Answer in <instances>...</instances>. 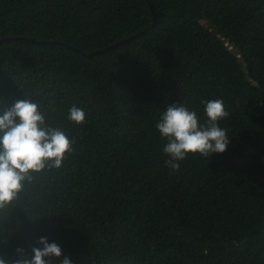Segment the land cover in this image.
Listing matches in <instances>:
<instances>
[{"label": "trees", "instance_id": "obj_1", "mask_svg": "<svg viewBox=\"0 0 264 264\" xmlns=\"http://www.w3.org/2000/svg\"><path fill=\"white\" fill-rule=\"evenodd\" d=\"M150 1L154 25L147 0H0V39L23 37L0 42V99L27 92L76 141L0 221L18 229L0 253L46 236L73 264H264V0ZM217 98L229 148L172 173L160 111L203 120ZM73 104L85 124L65 119Z\"/></svg>", "mask_w": 264, "mask_h": 264}, {"label": "clouds", "instance_id": "obj_2", "mask_svg": "<svg viewBox=\"0 0 264 264\" xmlns=\"http://www.w3.org/2000/svg\"><path fill=\"white\" fill-rule=\"evenodd\" d=\"M201 103L203 120L196 110L182 102L166 105L156 119L154 127L165 141L162 152L169 157L164 163L172 173L180 170V162L189 154L209 160L213 154H222L230 146L231 137L221 126V122L230 117L224 100L217 98ZM5 104L0 99V221H6L7 214L21 206L24 194L38 176L64 167L76 143L27 92H20L18 98L12 97L10 106ZM86 115L82 107L73 104L65 119L79 126L87 122ZM27 215L34 220L42 214ZM17 231V228L0 227V244H6L9 236ZM13 256L9 258L0 253V264H73L70 254L46 236H40L30 251L16 246Z\"/></svg>", "mask_w": 264, "mask_h": 264}, {"label": "water", "instance_id": "obj_3", "mask_svg": "<svg viewBox=\"0 0 264 264\" xmlns=\"http://www.w3.org/2000/svg\"><path fill=\"white\" fill-rule=\"evenodd\" d=\"M147 3H148V5H149V7H150V9H151V13H152V22H151V25H154L158 20H160V17L162 16L163 13H162L161 11L155 10V8L153 7V4L151 3L150 0H147ZM199 23H200V24H203L204 27H205L206 29H208L212 34L216 35L218 38H221V36L218 35L217 30L214 29V28H212L211 25H210V23H208L205 19H200V20H199ZM140 33H141V31H138V32H137V34H140ZM22 38H23V37H10V38H7V37H6V38H2V39H0V42L3 41V40H4V41H8V40H10V39L14 40V39H22ZM25 39H27V40H31V41H34L33 39H30V38H25ZM124 41H125V39H124V40H121V41L118 42V43H115V44H113V45H110V46H108V47H106V48L96 50V51H94V52H92V53H90V54H88V55L91 56V55H93V54H98V53H100V52H103V51L106 50V49L113 48V47L119 45L120 43H122V42H124ZM37 42L40 43V44H51V45L58 44V45H65V44L62 43V42H56V41H50V42H48V41H37ZM224 43H225V44L228 43V39L224 40ZM230 44L233 46V48L230 50V52L233 53V54L237 53V52H238V48L234 46V42H231ZM242 60H243V58H240V59H239V61H242ZM245 69H246V68L243 67V70H245ZM245 78L248 79V78H249V74H245ZM251 83H252L253 85H256V81H252Z\"/></svg>", "mask_w": 264, "mask_h": 264}]
</instances>
